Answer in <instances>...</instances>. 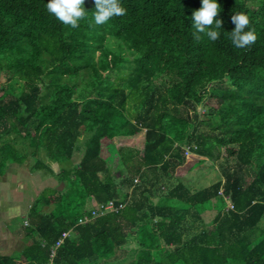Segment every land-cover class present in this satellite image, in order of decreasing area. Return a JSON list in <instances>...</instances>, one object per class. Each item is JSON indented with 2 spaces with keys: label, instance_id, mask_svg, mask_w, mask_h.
I'll list each match as a JSON object with an SVG mask.
<instances>
[{
  "label": "trees",
  "instance_id": "trees-1",
  "mask_svg": "<svg viewBox=\"0 0 264 264\" xmlns=\"http://www.w3.org/2000/svg\"><path fill=\"white\" fill-rule=\"evenodd\" d=\"M47 2L0 0V177L31 158L65 188L36 199L30 244L0 264H50L64 232L51 264H264V0H218L216 40L193 36L200 0H119L102 24L83 0L75 28ZM236 12L256 35L243 48L229 38ZM142 132L143 150L113 146ZM187 152L191 168L222 161L223 180L194 192L174 179Z\"/></svg>",
  "mask_w": 264,
  "mask_h": 264
},
{
  "label": "crops",
  "instance_id": "crops-1",
  "mask_svg": "<svg viewBox=\"0 0 264 264\" xmlns=\"http://www.w3.org/2000/svg\"><path fill=\"white\" fill-rule=\"evenodd\" d=\"M41 157L50 166L56 164L48 160L45 153ZM32 164L31 158L23 164L9 163L0 177V255L15 256L30 244L26 227L32 205L47 189L61 188L56 175L48 170L33 171ZM53 170L55 174L59 172ZM204 219L202 217V221ZM19 220H22L20 224L17 223ZM202 221L196 224L200 226Z\"/></svg>",
  "mask_w": 264,
  "mask_h": 264
},
{
  "label": "clouds",
  "instance_id": "clouds-1",
  "mask_svg": "<svg viewBox=\"0 0 264 264\" xmlns=\"http://www.w3.org/2000/svg\"><path fill=\"white\" fill-rule=\"evenodd\" d=\"M46 8L49 13L54 14L57 19L72 28L77 27L80 19L86 15L83 0H48ZM124 11L119 0H94L92 19L96 24H102L114 15H122ZM220 11L218 0H200V7L191 12V27L194 29L195 39L199 40L200 34L205 35L209 40L218 38L222 21L214 17H217ZM231 21L235 27L230 31L229 38L235 47L243 48L256 40V35L251 29L245 31V26L249 24L246 14L236 12L231 16Z\"/></svg>",
  "mask_w": 264,
  "mask_h": 264
},
{
  "label": "rangeland",
  "instance_id": "rangeland-1",
  "mask_svg": "<svg viewBox=\"0 0 264 264\" xmlns=\"http://www.w3.org/2000/svg\"><path fill=\"white\" fill-rule=\"evenodd\" d=\"M199 110H201V109H199ZM86 139H87V135H84L77 145L78 152H76L77 154L74 157L75 163H78L80 161L81 154H83V145H84V142ZM113 146L116 149H119L121 147H133V148H138L139 150H143V148H144V132H142L139 135L134 136V137H116L114 139ZM191 154L189 153V157L187 158L188 159L187 164L182 166V167H179L177 169L176 173L174 174V179L176 178L177 181H180V182L186 184L189 187V189L194 191V192L202 190V189L209 187L212 184H214L220 180H223L224 177L222 174V169L220 167V163L222 162L221 160H220L221 162H219V163H217L218 161L214 162L211 160H206L201 165H199L195 168H191V165L194 162H196V159H197V157H195L194 155H193L194 156L193 157V156H191ZM221 154L223 156L225 155L224 149L221 151ZM116 161H117V155H114L113 159L110 161V165L115 166ZM63 166H66V165L64 164ZM67 166H70V165H67ZM51 167L53 169H56V171L59 170L57 164H53ZM112 170H113V168H112ZM64 188H65V186L62 187V190ZM222 192H223V190H222ZM36 194H38V189H36ZM226 199H227V201H226L227 202V208L230 209L231 208V202H230L229 198H226ZM218 210H219V208H216L215 206L211 209L209 208L208 210H206L205 213L202 214V217L205 218L203 223L205 225L211 227L212 222L215 218V215H217V213H218ZM21 222H22V220L17 221V223H19V224ZM198 227H195V229L192 233L187 231L186 237H184V240H187L190 236H192L193 233L194 234L197 233ZM132 246L134 248L135 244H133ZM110 263L112 264V263H116V262L111 261Z\"/></svg>",
  "mask_w": 264,
  "mask_h": 264
},
{
  "label": "built area",
  "instance_id": "built-area-1",
  "mask_svg": "<svg viewBox=\"0 0 264 264\" xmlns=\"http://www.w3.org/2000/svg\"><path fill=\"white\" fill-rule=\"evenodd\" d=\"M187 155L189 154V152L186 153ZM222 193V192H220ZM227 200V199H226ZM114 202H109L108 204L106 205H103V204H99L96 208V210H93L92 213H93V216L96 217L100 214H103L104 212H107V211H111L114 209ZM230 209H234V206L231 204V208ZM81 222H86V220H83ZM69 232H64L62 234V236L60 237V239L56 242L55 246L53 247L52 249V252H51V256H50V260L51 262L53 261V259L55 258L56 256V250L57 248H59L63 243L64 241L66 240V238L69 237ZM50 262V264H51Z\"/></svg>",
  "mask_w": 264,
  "mask_h": 264
},
{
  "label": "water",
  "instance_id": "water-1",
  "mask_svg": "<svg viewBox=\"0 0 264 264\" xmlns=\"http://www.w3.org/2000/svg\"><path fill=\"white\" fill-rule=\"evenodd\" d=\"M62 187H64V183H61V188H59V190H62Z\"/></svg>",
  "mask_w": 264,
  "mask_h": 264
}]
</instances>
